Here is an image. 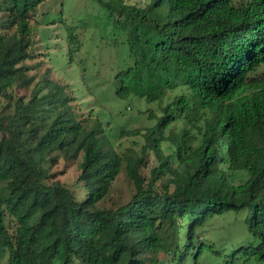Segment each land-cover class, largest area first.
<instances>
[{
	"label": "trees",
	"instance_id": "trees-1",
	"mask_svg": "<svg viewBox=\"0 0 264 264\" xmlns=\"http://www.w3.org/2000/svg\"><path fill=\"white\" fill-rule=\"evenodd\" d=\"M45 1L0 0V95L11 104L0 115V261L201 264L210 251L224 264H264V0H91L109 27L99 40L115 49L99 106L111 100L124 116L145 107L136 118L147 125H120L123 138L144 140L132 153H120L111 127L82 117L48 75L45 94L10 96L8 82L31 69L30 18ZM63 28L66 64L87 73L75 60L78 27ZM101 85L84 86L94 95ZM57 157L80 159L73 184L52 180ZM239 172L246 178L234 183ZM123 173L133 194L109 203ZM228 212L244 213L251 239L225 253L201 238Z\"/></svg>",
	"mask_w": 264,
	"mask_h": 264
},
{
	"label": "rangeland",
	"instance_id": "rangeland-1",
	"mask_svg": "<svg viewBox=\"0 0 264 264\" xmlns=\"http://www.w3.org/2000/svg\"><path fill=\"white\" fill-rule=\"evenodd\" d=\"M123 1L130 5L139 6H143L147 2V0ZM103 13L98 10V7L91 0H46L37 9V13L30 18V25L33 29L34 58L27 61V64L31 69L27 73L13 77L8 82L11 85L8 92L12 98L21 97L25 101L30 100L33 95H43L46 90L40 80L43 76L48 75L54 82L67 86L73 97V104L82 117H98L104 125L107 124L111 127L109 136L115 145L119 147L120 153L123 151L132 153L133 150H140L144 140L141 136L131 135L123 138L120 125L126 122L122 131L129 132L142 127V125H147V122L140 123L136 118L138 111L144 110L145 107L142 106V103L132 104L127 108V114L124 116L117 112L116 105L112 104L111 100H105L106 102L101 103L102 107L99 106V92L106 87L103 84L107 80L106 69L115 63V49L112 44H103L104 42L99 40L101 35L105 36V33L102 32L106 31V35L109 33V27H105L106 20L103 18ZM98 17H102V20ZM79 19H83V21L80 22ZM63 23L78 27L77 32L83 42L80 52L75 55V60H83L81 63L87 67V73H82L81 68H77L75 65L66 64L68 46ZM260 71H264V65L260 68ZM260 71L258 75H253L251 79L255 80L261 77ZM26 79L29 80L26 81ZM96 82H100L102 85L99 86L94 95H91L84 85L92 86ZM172 98L171 93L167 94L161 103L162 106L169 103ZM151 108L158 111L156 106ZM10 109L9 100L0 95V115L7 113ZM181 126L182 123H179L177 127ZM79 162L80 159L69 162L57 157L56 163L51 164L49 167L52 180H58L69 185L73 184L76 180ZM153 163L154 156L150 155L147 158V167L142 169L145 175L148 174V170ZM245 178V174L239 172L234 176V183H241ZM132 194L133 186L128 182L124 173L120 174L119 178L113 183L109 203H126L130 200ZM244 216L243 212L240 214L228 212L225 215L214 217L206 222L201 239L203 242L222 248L225 253H229L235 245H244L251 239L247 235L244 226ZM200 263L224 264V261L222 257L208 251L201 255ZM0 264H5V260L0 261ZM236 264L256 263L240 256Z\"/></svg>",
	"mask_w": 264,
	"mask_h": 264
}]
</instances>
